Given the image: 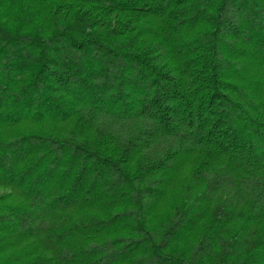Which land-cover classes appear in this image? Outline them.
<instances>
[{
  "label": "trees",
  "instance_id": "1",
  "mask_svg": "<svg viewBox=\"0 0 264 264\" xmlns=\"http://www.w3.org/2000/svg\"><path fill=\"white\" fill-rule=\"evenodd\" d=\"M0 264H264V0H0Z\"/></svg>",
  "mask_w": 264,
  "mask_h": 264
}]
</instances>
